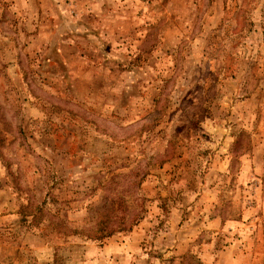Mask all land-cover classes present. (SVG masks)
I'll use <instances>...</instances> for the list:
<instances>
[{
  "label": "rangeland",
  "instance_id": "rangeland-1",
  "mask_svg": "<svg viewBox=\"0 0 264 264\" xmlns=\"http://www.w3.org/2000/svg\"><path fill=\"white\" fill-rule=\"evenodd\" d=\"M0 264H264V0H0Z\"/></svg>",
  "mask_w": 264,
  "mask_h": 264
},
{
  "label": "trees",
  "instance_id": "trees-1",
  "mask_svg": "<svg viewBox=\"0 0 264 264\" xmlns=\"http://www.w3.org/2000/svg\"><path fill=\"white\" fill-rule=\"evenodd\" d=\"M135 172L128 171L127 176L133 177L135 175ZM120 200H121V203H120L121 205L124 199H120ZM132 200L135 201V203L128 204V205L126 204L124 208L125 213H126L125 216L128 215L127 222H130L129 224L133 222H137L141 217L142 210H144L143 206L140 209L135 208L137 201L136 199H132ZM112 205L113 203H111V201L103 203V205L101 206V211L99 210L97 214V219H96L95 224L90 228L82 229L81 233L84 232L85 236L89 238L102 240L107 237H110L115 231H120L121 229H123V226H126L125 223H123L124 219L122 220V223L124 225H121L119 227L112 225L114 220L116 219L115 210L113 209ZM67 232L69 234V233L78 232V231H76L75 229H67Z\"/></svg>",
  "mask_w": 264,
  "mask_h": 264
}]
</instances>
